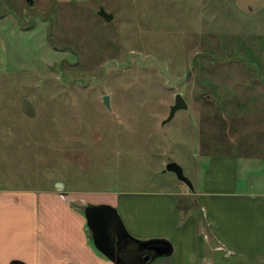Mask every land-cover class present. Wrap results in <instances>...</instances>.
<instances>
[{
    "label": "rangeland",
    "instance_id": "obj_1",
    "mask_svg": "<svg viewBox=\"0 0 264 264\" xmlns=\"http://www.w3.org/2000/svg\"><path fill=\"white\" fill-rule=\"evenodd\" d=\"M30 1L0 0V189L56 191L83 213L109 195L176 198L188 188L167 164L197 187L232 155L242 187L253 172L264 191V0ZM176 95L187 110L163 124ZM177 204L180 222L201 217Z\"/></svg>",
    "mask_w": 264,
    "mask_h": 264
},
{
    "label": "crops",
    "instance_id": "obj_2",
    "mask_svg": "<svg viewBox=\"0 0 264 264\" xmlns=\"http://www.w3.org/2000/svg\"><path fill=\"white\" fill-rule=\"evenodd\" d=\"M207 164L197 187L180 188L176 198L140 193L149 198L140 204L109 195L97 205L121 209L131 239L167 241L173 249L168 264H264V191L249 189L261 184L250 172L243 188L241 162L232 155ZM180 197L201 217L187 213L180 222ZM73 202L56 191L0 189V264H114L96 250L84 212Z\"/></svg>",
    "mask_w": 264,
    "mask_h": 264
},
{
    "label": "water",
    "instance_id": "obj_3",
    "mask_svg": "<svg viewBox=\"0 0 264 264\" xmlns=\"http://www.w3.org/2000/svg\"><path fill=\"white\" fill-rule=\"evenodd\" d=\"M28 4L32 6V2L27 0ZM98 16L104 19L106 22H110L113 19V16L105 13L103 9H100ZM179 110H187V105L184 102L183 98L180 95H176L175 104L170 108V114L163 124L170 122L176 112ZM165 172H171L175 174L177 180L184 184L189 190L193 191V186L188 180L183 172V169L176 163L171 162L166 165ZM62 184H56V188H62ZM84 215L87 223V227L91 232V239L96 248L105 258L109 259L114 264H118V261L114 254V247L112 246L115 242L110 234L111 226H116L119 230V239L123 237L124 239H131L127 234L116 209L107 205H87L84 210ZM135 241V240H134ZM143 245H153L156 246L157 256L156 257H169L173 253L172 246L165 240H150L147 242H137Z\"/></svg>",
    "mask_w": 264,
    "mask_h": 264
},
{
    "label": "flooded vegetation",
    "instance_id": "obj_4",
    "mask_svg": "<svg viewBox=\"0 0 264 264\" xmlns=\"http://www.w3.org/2000/svg\"><path fill=\"white\" fill-rule=\"evenodd\" d=\"M110 234L113 240L114 254L118 264H155L160 257L157 256L156 246L139 244L133 239H119V230L111 226Z\"/></svg>",
    "mask_w": 264,
    "mask_h": 264
}]
</instances>
